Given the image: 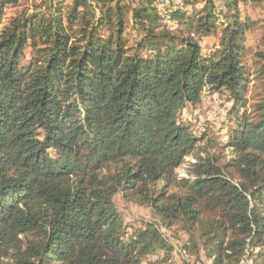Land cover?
Here are the masks:
<instances>
[{
    "label": "trees",
    "instance_id": "1",
    "mask_svg": "<svg viewBox=\"0 0 264 264\" xmlns=\"http://www.w3.org/2000/svg\"><path fill=\"white\" fill-rule=\"evenodd\" d=\"M20 1L0 0V22ZM154 1L41 0L5 24L0 264H143L169 250L155 222L124 238L118 193L183 225L214 264H241L249 248L264 264V91L242 111L252 64L264 86V35L245 44L261 21L241 16L240 0L223 23L213 0H182L191 11H171V28ZM219 31L204 53L201 38ZM204 86L234 102L225 140L179 122Z\"/></svg>",
    "mask_w": 264,
    "mask_h": 264
},
{
    "label": "rangeland",
    "instance_id": "2",
    "mask_svg": "<svg viewBox=\"0 0 264 264\" xmlns=\"http://www.w3.org/2000/svg\"><path fill=\"white\" fill-rule=\"evenodd\" d=\"M40 1L41 0H21L19 5L8 8L5 11L3 20L0 22V33L11 16L16 15L23 8H29V10L33 12L35 10V3ZM123 1L129 4L131 8H134L146 0ZM67 2L68 1H66V3ZM226 2L227 0H213L218 21L222 23L226 21L223 12L228 11ZM154 4L159 13L164 15V21L168 22L171 28L177 26L176 20L169 19V13L171 11L178 8L191 11V6H186L182 0H155ZM204 4L205 0L197 3V8H201ZM238 4V10L241 16L250 15L255 20L261 21L257 26L246 31L245 44L253 48L256 46H263L261 38L264 35V0H240ZM219 36L220 31L218 34H212L201 38L200 44L204 53L211 52V50L219 45ZM29 52L30 49L26 51L27 56H29ZM251 69V82L246 93L248 105L246 104L247 106H244L242 111L247 108L251 109V106L254 105L255 101H257L264 91L262 82L255 76L256 71L254 64H252ZM233 108L234 102L230 98V93L227 90H214L209 86H204L201 92V99L193 104H187L183 108L179 116V122L189 126L197 136L201 137L204 133L211 132L213 137L225 140L230 127L234 124V120L231 119ZM51 153L53 152L51 151ZM194 161L193 155L188 156L177 169L179 176L190 177L192 173L190 164ZM114 202L117 210L123 216L126 225L125 239L133 234L135 228L144 227L149 222H155L160 228L167 244L170 246L167 251L158 250L157 252L147 255L143 264H214L204 250L201 240L198 239V247H194L191 239L194 235L188 233L186 229H182L183 225L176 224L172 227L163 226L161 222H159V217L154 213L151 207L128 201L121 193L115 195ZM189 244H191L190 247L186 248L185 246ZM250 250L251 248L247 249L246 257L241 264H253V259L249 257Z\"/></svg>",
    "mask_w": 264,
    "mask_h": 264
}]
</instances>
